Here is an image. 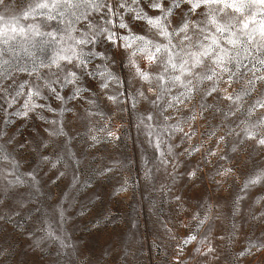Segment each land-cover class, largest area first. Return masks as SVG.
<instances>
[{
  "label": "snow or ice",
  "instance_id": "1",
  "mask_svg": "<svg viewBox=\"0 0 264 264\" xmlns=\"http://www.w3.org/2000/svg\"><path fill=\"white\" fill-rule=\"evenodd\" d=\"M135 29H139V32ZM36 37L49 39L37 41ZM37 44L53 46L49 61L37 64L33 57L31 67L21 63V52L24 56L32 57L28 46L35 47ZM109 47L115 49L111 58ZM6 54H10L7 59L4 58ZM137 56L145 66H141ZM96 57L102 58V69L92 63ZM118 59L126 62L129 69H134L130 72L131 82L121 81L112 68ZM84 77H97L95 87L100 91L96 99L102 93L116 105L121 104V98L134 101L133 107L135 103L144 102L152 105L164 121L170 117L160 110L162 106L159 102L167 95H172L171 102L165 100L168 108L176 107L177 111L180 105L198 96L197 104L188 109L189 114H181L184 122H195V107L198 106L202 118H208V111L213 119L217 113L227 118L221 122L226 131L217 143L224 142L227 146L228 138L236 136L233 144L241 140H254L264 147V114H261L264 111V0H0V111L19 100L22 110L17 115L25 119L35 116L43 123L46 117L36 116L37 112L56 111L43 100H83L85 97L81 93L87 94L92 90L82 86ZM153 79L155 84H152ZM135 82L147 83L149 87L144 89V83L140 87H133ZM221 82L229 87L234 83L241 87L222 95L227 89L218 87ZM56 84L66 89L64 95L54 86ZM113 85L116 86L114 94H108ZM173 89H176L175 93ZM220 100L226 101L223 107L219 104ZM88 102L95 103L91 99ZM147 111L151 113L152 109ZM155 118L151 114L147 116L150 120ZM56 124L57 121L53 120L43 128L51 139L39 141L33 137L21 142L18 139L22 135L19 128L11 133L0 129V230L6 224H11L13 230L20 228L21 225L12 217H24L31 227L20 235L31 236L34 241L32 246L37 248L46 241L64 246L61 237L54 232L51 221L58 218L62 228L68 217L65 208L52 206L51 220L46 219L47 214L42 216L40 213V201L34 197L46 187L45 180L47 185H56L71 173V181L75 183L78 169L72 166L73 160L66 149L64 155H60L63 142L55 145L50 155L40 153L35 170L29 168L21 171L19 153L29 144H33L37 153L40 148L46 150L52 147L57 137L65 135L64 128L55 127ZM179 125L178 120L175 126L167 125L164 130L180 133L181 142L195 135L194 129L184 132ZM229 125L243 127L236 133ZM146 127L150 130L149 135L155 134L151 125ZM100 130L104 131V128ZM33 131L40 136L39 131ZM207 134L215 136V131ZM106 137L114 138V133L106 132ZM90 139L92 144L89 146L98 142L96 136ZM163 143V139L157 137L153 146L159 150ZM176 147L172 145L168 148V156L173 159L183 155L192 156L198 151L196 145L181 151H174ZM210 155L216 156L217 153L211 148L207 149L196 168L186 173L189 179L197 178L201 162L211 163L208 160ZM50 156L55 159H50ZM226 157L227 151L219 155L214 167L219 169L220 161ZM159 159L157 167L171 164L173 172L169 175L173 180L185 175L176 171L178 164L172 163L163 152ZM74 162L79 163L78 160ZM58 164L63 165V171L58 169ZM44 165H48V170L41 177ZM233 170L234 166L218 171V174L227 177ZM111 171V167H105L97 170V174L102 176ZM51 173L54 175L49 178ZM145 174L150 175L148 171ZM213 183L219 185L218 181L214 180ZM252 189L256 191H248ZM125 190L126 182L115 188L112 195ZM240 190L252 204L260 205L250 213V218L257 222L259 238L245 236L244 244L235 254L237 264H251L256 256L264 252V200L258 199L264 194V168L256 166L245 173ZM34 211L35 219L32 216ZM84 211L86 209L81 207L77 214L83 215ZM208 220L207 214H192L194 229L203 227ZM101 223L105 227L114 225L115 218L105 215L102 219L94 220V226ZM210 228L209 224L205 231ZM34 233L43 235L36 236ZM206 240L207 236H204L198 244L202 246ZM192 241H197V235L189 232L182 242L189 245ZM10 250L11 246L7 251L0 247V264H5L9 259ZM194 250L202 256L215 252L211 244L203 251L201 247Z\"/></svg>",
  "mask_w": 264,
  "mask_h": 264
},
{
  "label": "rangeland",
  "instance_id": "2",
  "mask_svg": "<svg viewBox=\"0 0 264 264\" xmlns=\"http://www.w3.org/2000/svg\"><path fill=\"white\" fill-rule=\"evenodd\" d=\"M135 31L139 32V29ZM35 39L39 41L49 38ZM28 47L33 56H24L21 52L20 62L27 63L29 67L32 66L33 57L35 63L39 64L47 63L53 55L51 45L37 44L35 47ZM85 50L87 51V48ZM92 50L95 51V48ZM108 52L111 58L115 49L109 47ZM8 55L10 54H6L4 58L7 59ZM137 60L141 66H145L139 56ZM101 61V57H96L92 63L97 64L98 69H102ZM112 68L121 81H132L130 72L134 69H129L126 62L118 59ZM96 80L97 77L83 78L82 86L92 89L87 94L81 93L85 97L83 100L65 99L61 102L43 100L41 97L45 104L56 108L54 112L45 110L36 113V116L46 117L43 123L35 116L25 119L17 115L16 113L22 110L19 100L0 111V129L11 133L19 128L22 135H19L18 139L21 142L25 138L33 137L36 141L51 139L43 132V128L49 126L53 120L57 121L55 127L64 128L65 135L57 137L52 147L46 150L40 148L37 153L33 144H29L22 153H19L22 172L29 168L35 170L39 164L38 155L40 153L50 155L55 145L61 142L63 148L60 155L63 156L66 149L73 160L72 166L78 169L75 183L71 181V173L68 178L62 179L56 185H47L45 180L46 187L34 197L40 201L41 215L47 214L48 220H51L52 206L66 209L68 218L62 228L58 218L51 221L54 232L61 237L64 246L58 242L46 241L41 247H33L34 241L31 236L20 235L30 228L31 224L24 217L13 216V221L19 223L21 227L13 230L11 224H6L0 230V247L7 251L11 246L8 252L9 259L5 264H237L235 254L244 244L245 236L248 238L260 236L257 222L250 218V213L260 205L252 204L240 188L245 173L256 166L264 168V147L256 144L254 140H241L233 144L236 136L228 138L227 146L224 142L217 143L219 137L225 134L226 129L221 126V122L227 118L217 113L213 119L210 111L206 112L207 119L202 118L198 106L195 107V122L191 120L184 122L181 114H189L188 109L197 104L198 96L180 105L177 111L176 107L168 108L165 100L171 102L172 95H167L159 102L162 106L160 110L170 117L164 121L160 119L152 105L144 102L135 103L133 107L134 101L121 98V104L116 105L108 101L102 93L99 99H96V94L100 91L95 87ZM141 83L144 82H135L133 87H140ZM152 84H155L154 79ZM54 86L61 95L65 94L66 89L59 84ZM148 87L149 84L144 83V89ZM218 87L221 90L227 89V92H222V95H226L233 89L239 90L241 85L234 83L229 87L221 82ZM115 88L113 85L108 94H114ZM175 92L176 89H173V93ZM89 99L95 103L90 104ZM219 104L223 107L226 101L220 100ZM147 109H152V112L149 113ZM224 110L227 111V108ZM149 114L156 118L147 119ZM261 114H264V111H261ZM178 120L184 132L194 129L195 135L181 142L180 133L164 130L167 125L175 126ZM146 125L152 126L154 135H149L150 130ZM228 127L239 133L243 125ZM101 128H104V131H101ZM33 130L39 131L40 136H36ZM213 130L215 136L207 134ZM106 132L114 133V138H107ZM92 136H96L98 142L89 146L92 144L90 139ZM157 137L164 141L159 150L153 146ZM172 145L177 146L174 151H181L192 145H196L198 151L192 156L183 155L173 159L168 156V148ZM209 148L217 155L208 156L211 163L201 162L197 178L189 179L186 173L196 168L197 162ZM225 151L227 157L220 161L219 169L215 168L214 164L219 155ZM161 152L172 160V163L178 164L176 171L185 173L182 178L172 179L169 175L173 172L171 164L157 167L160 164ZM50 159L55 158L50 156ZM76 160L79 163H75ZM233 166L234 170L227 177L218 174V171ZM57 167L61 171L64 170L62 164H58ZM105 167H111L113 171L98 175L97 170ZM47 170L48 165H44L40 176L42 177L43 172ZM146 171L150 175L146 176ZM51 175L54 173H51L49 178ZM24 178L31 179L22 177ZM214 180L219 182L218 186L213 183ZM125 182L126 190L113 196V190ZM177 196L180 197L179 200L176 199ZM238 197L243 199L237 200ZM258 199L264 200V194ZM200 205L204 207L199 208ZM81 207L86 211L83 215H78ZM193 213L207 214L209 220L203 227L194 229ZM105 215L109 218L114 217L115 224H108L105 227L101 223L94 226V220L102 219ZM32 216L35 219V211ZM209 224L211 228L206 232ZM189 232L197 235V241L184 245L182 241ZM34 235L40 236L43 233ZM204 236H207V240L201 246L198 241ZM209 244L215 248L211 255L202 256L194 250L201 247L203 251ZM251 264H264V252L256 256Z\"/></svg>",
  "mask_w": 264,
  "mask_h": 264
}]
</instances>
